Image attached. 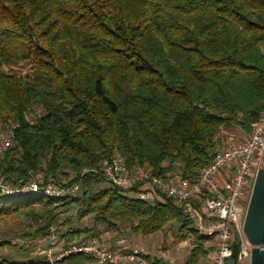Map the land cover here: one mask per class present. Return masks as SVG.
Here are the masks:
<instances>
[{"label":"trees","instance_id":"1","mask_svg":"<svg viewBox=\"0 0 264 264\" xmlns=\"http://www.w3.org/2000/svg\"><path fill=\"white\" fill-rule=\"evenodd\" d=\"M263 113L264 0H0V133L18 125L0 178L80 183L59 201L0 192V224L28 226L26 246L0 248L33 252L51 225L65 243H111L125 227L150 236L177 223L178 240L196 245L184 264H202L210 240L171 199L150 203L80 173L121 156L128 168L164 177L179 166L194 178L223 131L249 133ZM72 213L93 226L72 229ZM99 229L118 237L94 239Z\"/></svg>","mask_w":264,"mask_h":264},{"label":"built area","instance_id":"2","mask_svg":"<svg viewBox=\"0 0 264 264\" xmlns=\"http://www.w3.org/2000/svg\"><path fill=\"white\" fill-rule=\"evenodd\" d=\"M39 117V116H38ZM252 126L245 141L229 140L222 149H216L212 160L193 178H187L177 168L165 175H153L150 169L139 165L128 168L121 156H114L97 167L83 169L80 179L97 176L121 189L136 190L139 199L155 203L161 196L171 199L175 207L192 223L198 236L208 238L206 244L209 264H226L237 245L238 262L249 260L254 248L243 233L247 188L253 183L259 169L264 167V113ZM33 124V122H31ZM11 125L0 133V154L11 146L15 128ZM80 183L62 185L45 181L36 176L22 187L14 188L0 178V192L10 196L34 195L60 200L76 196ZM251 194V192H250ZM250 197V195H249ZM249 200V199H248ZM189 254L195 248L193 240L184 242ZM264 252V246H259ZM33 254L35 264H61L64 259L85 256L93 264H165L172 258L164 250H158L153 259L142 249L130 245L119 237L106 241L64 242L56 226L51 225L43 241H38Z\"/></svg>","mask_w":264,"mask_h":264},{"label":"rangeland","instance_id":"3","mask_svg":"<svg viewBox=\"0 0 264 264\" xmlns=\"http://www.w3.org/2000/svg\"><path fill=\"white\" fill-rule=\"evenodd\" d=\"M28 72L26 68H22L19 70L20 74L25 75ZM226 131H229L226 130ZM225 135V134H223ZM224 136L222 138V142L219 143V146L217 149H222L225 145L226 142L223 141ZM106 184V183H105ZM103 184L102 186L105 187L108 184ZM252 192V186L250 185L247 188V200L246 203H248V197ZM79 194V193H78ZM128 197H132V193H126ZM76 212V210H75ZM240 212L245 214L246 210H240ZM72 224L71 228L73 229H83L87 230L88 228H91L93 226V222L91 219H83V220H78L76 219V216L73 215L72 213ZM129 227H125V229H122L120 232L119 237L126 238L127 242L130 243L132 246H136L139 249H142L146 254H148L150 257H155L157 255L158 250H164L168 251L171 254L175 255L173 256V259L175 260L174 257L178 258L176 261L178 264H184L189 251L188 247L185 246L183 242H180L178 240V224L175 223L172 226L168 227L167 229L164 230V232H159L154 235L150 236H142V235H135L131 230H129ZM25 230H28V226L26 223L23 222H13L11 220H8L2 224H0V240H11L13 243L18 245L17 247L20 248L21 245H27L26 242L27 240H24L22 238V234L24 233ZM98 234L94 237V239L97 240H107L109 238L113 237H118V234L116 232H110V234H105L108 231H104V229H99ZM83 236V235H82ZM61 240H63L61 238ZM23 243V244H22ZM20 251V252H19ZM168 254V253H167ZM22 255V256H21ZM3 257L12 259L14 262L18 263H26L29 260H36V256L33 254V252H26V254H23L22 250H10V249H2L0 248V259H3ZM172 257V255H171ZM237 264H250V261L244 260L241 262H238Z\"/></svg>","mask_w":264,"mask_h":264},{"label":"water","instance_id":"4","mask_svg":"<svg viewBox=\"0 0 264 264\" xmlns=\"http://www.w3.org/2000/svg\"><path fill=\"white\" fill-rule=\"evenodd\" d=\"M244 216L243 233L248 242L254 246L250 264H264V252L259 246H264V167L259 169L252 187ZM237 250L226 264H237Z\"/></svg>","mask_w":264,"mask_h":264},{"label":"crops","instance_id":"5","mask_svg":"<svg viewBox=\"0 0 264 264\" xmlns=\"http://www.w3.org/2000/svg\"><path fill=\"white\" fill-rule=\"evenodd\" d=\"M224 132V134L225 135H223L224 136V142H227V141H229V140H234V141H237V142H243V141H245V139H246V137H247V135H248V133H245V131H242L239 127H236V128H231V130L229 129V131H223ZM221 142H222V140H221ZM184 243V242H183ZM167 253H168V255L171 257V255H172V260H173V262L171 263V264H178L177 263V259L178 258H176V257H174L175 258V260L173 259V256H175V255H173V254H171L170 252H168V251H166ZM156 257V256H155ZM155 257H153V259L155 258ZM188 257V256H187ZM156 259H157V257H156ZM249 261V260H248ZM185 263V262H184ZM183 264V263H182ZM202 264H209V258H207V260L206 261H203L202 262Z\"/></svg>","mask_w":264,"mask_h":264}]
</instances>
